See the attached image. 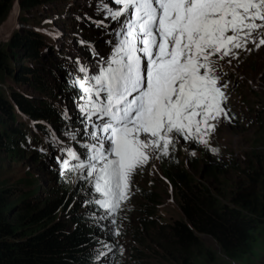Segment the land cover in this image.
<instances>
[{
  "label": "rangeland",
  "instance_id": "rangeland-1",
  "mask_svg": "<svg viewBox=\"0 0 264 264\" xmlns=\"http://www.w3.org/2000/svg\"><path fill=\"white\" fill-rule=\"evenodd\" d=\"M20 1L23 0H10L0 10V49L16 54L20 64L26 62L37 68L45 82L46 94L32 92L33 87L23 84L13 88L25 99L42 100L48 104L45 107L50 108L52 114L50 121L44 124L51 135H48L50 141L44 138L45 133L32 136L34 131L28 130L27 121L21 119L25 123L15 124L17 120L14 117L13 124L24 129L26 140L15 154L0 151V183L22 187L27 185L26 181L35 180L37 191L33 196L40 200L53 198L67 188L63 197L67 199L69 213L88 212L91 220L100 222L98 231L103 245L111 247L112 261L109 264H263L264 232L258 234L252 254L242 261H230L218 251L209 236H200L202 252L189 251L186 256L167 251L166 246L156 240L155 231L160 224L166 225L182 218L176 196L160 170L161 165L167 169L175 165L187 168L226 200L241 179L230 166L225 169L213 166L203 171L204 163L210 162L205 150L215 149L218 158L226 156L234 165L244 159L246 155L241 154L244 151L256 150L264 157V115L260 117L258 114L264 110V46L257 49L250 43L247 47L251 50H238V58L225 57L219 61L217 75L221 84L227 83L224 89L227 102L223 106L229 119L221 118L215 131L206 137L208 147L181 137L168 156H154L145 166L136 169L130 197L117 212L114 217L116 224L113 225V217L89 203L97 194L87 180L80 179V174L71 170L75 161L66 169L61 167V162L68 159L66 153L69 149L83 158L86 149L82 145L92 142L86 135V118L82 117L80 110L86 98L73 82L82 78L81 66L87 67L89 74H95L101 59L111 54L113 45L110 42L115 39L117 21L115 23L100 9L101 2L109 3V0H45L25 9H20ZM109 6L113 9L119 7L113 3ZM26 29L36 30L42 35L44 45L37 59L23 60L22 48L10 49L9 40L14 33L22 35ZM58 121L63 122L60 125L64 128L63 137L57 134L54 126L59 125ZM65 135H70L71 139L64 138ZM77 142L80 146L76 145ZM64 145L66 149L62 151L59 146ZM261 162L264 164V158ZM261 167L264 172V166ZM17 193L7 197V205L12 207L7 212L9 216L14 212L12 204H19ZM146 195L150 199H146ZM141 220L145 223L144 227L140 225ZM117 230L119 235L115 234Z\"/></svg>",
  "mask_w": 264,
  "mask_h": 264
},
{
  "label": "snow or ice",
  "instance_id": "snow-or-ice-1",
  "mask_svg": "<svg viewBox=\"0 0 264 264\" xmlns=\"http://www.w3.org/2000/svg\"><path fill=\"white\" fill-rule=\"evenodd\" d=\"M109 3L100 9L117 21L111 54L95 74L81 66L83 76L73 82L86 98L80 110L92 142L82 145L83 158L69 149L61 167L75 161L71 170L97 194L89 203L115 225L136 169L168 156L181 137L208 147L206 137L221 118L229 119L219 61L238 58L250 43L264 46V0Z\"/></svg>",
  "mask_w": 264,
  "mask_h": 264
},
{
  "label": "trees",
  "instance_id": "trees-1",
  "mask_svg": "<svg viewBox=\"0 0 264 264\" xmlns=\"http://www.w3.org/2000/svg\"><path fill=\"white\" fill-rule=\"evenodd\" d=\"M6 2L10 0H0V10ZM42 2L45 0H23L19 7L25 9ZM14 34L9 40L10 49L22 48L23 60L37 59L44 45L42 35L30 29L22 35ZM17 60L16 54L0 49V151L10 155L23 147L26 140L24 129L13 124L14 117L15 124L25 123L21 119L27 121L28 130L34 131L32 136L51 135L44 124L50 121L52 114L51 109L45 107L47 103L25 99L13 88L23 84L33 87L32 92L46 94L45 82L36 67L26 62L20 64ZM258 114L261 117L264 110ZM40 120L43 122L39 123ZM58 122L59 125L54 126L57 134L63 137L64 128L60 126L63 122ZM65 147L59 146L62 151ZM206 152L210 162L204 163L203 171L213 166L223 169L230 166L241 181L225 200L221 193L212 190L187 168L173 165L167 169L161 165L160 170L176 196L182 218L160 224L155 231L156 240L166 246L167 251L188 256L189 251L202 252L200 236H209L226 259L242 261L254 252L257 236L264 232V172L261 167L264 157L256 150L244 151L241 152L246 155L244 159L234 165L226 156L218 158L214 151ZM26 184L16 187L0 183V264H109L112 261L98 231L100 222L91 220L88 212L69 213L67 199L63 197L67 188L53 198L40 200L33 196L37 191L36 181H26ZM16 191L19 204H12L15 208L9 216L7 212L12 207L9 208L6 200ZM145 198L150 199L148 195ZM148 223L153 225L151 221ZM140 225L144 227L145 223L141 220ZM99 252L107 255L99 257ZM207 257L211 255L208 253Z\"/></svg>",
  "mask_w": 264,
  "mask_h": 264
},
{
  "label": "bare ground",
  "instance_id": "bare-ground-1",
  "mask_svg": "<svg viewBox=\"0 0 264 264\" xmlns=\"http://www.w3.org/2000/svg\"><path fill=\"white\" fill-rule=\"evenodd\" d=\"M67 49V48H66ZM63 50V49H62ZM56 53H58V52H56ZM62 55V54H61ZM70 55V54H69ZM58 56V55H57ZM60 56V55H59ZM63 57H65V56H63ZM72 58H73V56L71 57V60H72ZM78 60V59H77ZM63 64V63H62ZM34 133V132H33ZM46 139L47 140H49L50 138L49 137H46ZM50 141V140H49ZM51 142H53V141H51Z\"/></svg>",
  "mask_w": 264,
  "mask_h": 264
}]
</instances>
